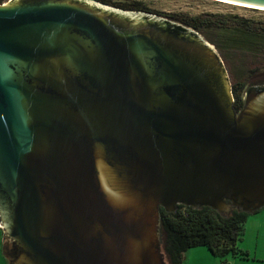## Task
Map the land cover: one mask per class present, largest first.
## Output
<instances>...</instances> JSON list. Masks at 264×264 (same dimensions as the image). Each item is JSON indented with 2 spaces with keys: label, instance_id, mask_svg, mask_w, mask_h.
I'll use <instances>...</instances> for the list:
<instances>
[{
  "label": "water",
  "instance_id": "obj_1",
  "mask_svg": "<svg viewBox=\"0 0 264 264\" xmlns=\"http://www.w3.org/2000/svg\"><path fill=\"white\" fill-rule=\"evenodd\" d=\"M227 1L264 11V0ZM248 105L237 116L224 62L177 23L95 0H8L2 254L9 264H168L159 205L252 214L264 206V88Z\"/></svg>",
  "mask_w": 264,
  "mask_h": 264
},
{
  "label": "trees",
  "instance_id": "obj_2",
  "mask_svg": "<svg viewBox=\"0 0 264 264\" xmlns=\"http://www.w3.org/2000/svg\"><path fill=\"white\" fill-rule=\"evenodd\" d=\"M4 1L0 0V3ZM97 1L124 11L148 12L138 3ZM183 24L201 33L212 32L211 43L227 65L239 109L246 84L257 75L264 74V21L239 16H200ZM161 213L162 253L168 264H182L184 254L197 247H206L221 260L220 264H229L226 259L229 256L248 259V253L238 248L245 233L247 213L233 210L222 216L208 207L194 209L185 206H179L174 213Z\"/></svg>",
  "mask_w": 264,
  "mask_h": 264
},
{
  "label": "rangeland",
  "instance_id": "obj_3",
  "mask_svg": "<svg viewBox=\"0 0 264 264\" xmlns=\"http://www.w3.org/2000/svg\"><path fill=\"white\" fill-rule=\"evenodd\" d=\"M8 0L0 3L6 4ZM97 1V0H95ZM111 3L134 4L140 6L156 17L167 20L187 28L198 37L202 38L205 43L211 45L217 56L221 58L216 47L211 43L213 36L212 32H196L189 26L183 24L192 18L209 17V16H239L250 18L253 20L264 21V11H250L249 8H241L216 2L213 0H108ZM99 2V1H97ZM142 12V11H141ZM145 12V13H148ZM224 62V61H223ZM227 70V65L224 62ZM228 72V71H227ZM230 76V74H228ZM231 78V76H230ZM264 84V74H259L252 78L247 84V87L259 86ZM248 214V220L245 225V233L242 240L238 243V248L248 253V259L241 257H227L229 264H264V206ZM11 243V242H10ZM162 246V244H161ZM166 259V258H165ZM167 261V259H166ZM220 259L214 256L206 247H197L189 249L184 254L182 264H220ZM168 263V262H167Z\"/></svg>",
  "mask_w": 264,
  "mask_h": 264
},
{
  "label": "flooded vegetation",
  "instance_id": "obj_4",
  "mask_svg": "<svg viewBox=\"0 0 264 264\" xmlns=\"http://www.w3.org/2000/svg\"><path fill=\"white\" fill-rule=\"evenodd\" d=\"M194 30V29H193ZM196 31V30H195ZM198 32V31H196ZM220 54V53H219ZM212 69V72L215 73V68L214 67H211ZM227 71H228V68H227ZM211 73V75H213ZM228 74H229V71H228ZM230 77V76H229ZM77 84L79 86H82V87H86L88 88L89 90H94V85L92 84V82H90V80L87 78V76L85 74H79L78 76L75 77L74 79ZM231 80V78H230ZM249 83V82H248ZM247 83V84H248ZM247 84L243 90V92L241 93V98H242V106L238 109L237 106H236V102H235V96H234V88H233V83H232V80H231V92H232V109L233 111L237 114V116H240L244 111L245 109L249 106L248 104L249 103H253V101L256 99L257 96L260 95V93H262V90L264 88V85H259V86H251V87H247ZM167 92L170 94H174L175 92H177L178 90L176 89H173V88H169V89H166ZM107 160L110 164H113L116 160L114 157H112L111 155H108L107 156ZM225 203H228L230 204L229 201L225 200L224 201ZM179 206H183L182 204H176L174 207H175V210L173 209H170L167 211L166 207L163 206V205H159L158 209H159V217H160V227H161V242H160V247L162 249V224H161V218H162V211L165 212V213H174L178 210V207ZM192 208V206H191ZM172 211V212H171ZM13 250V244L11 242V244L8 246V256H11V252ZM163 254V253H162Z\"/></svg>",
  "mask_w": 264,
  "mask_h": 264
},
{
  "label": "bare ground",
  "instance_id": "obj_5",
  "mask_svg": "<svg viewBox=\"0 0 264 264\" xmlns=\"http://www.w3.org/2000/svg\"><path fill=\"white\" fill-rule=\"evenodd\" d=\"M213 1H219V2H223L224 4H229L231 6H236V7H241V8H253L255 6L252 5H247V4H242V3H237V2H232V1H227V0H213ZM258 8V7H256ZM261 10H264V8H260Z\"/></svg>",
  "mask_w": 264,
  "mask_h": 264
},
{
  "label": "crops",
  "instance_id": "obj_6",
  "mask_svg": "<svg viewBox=\"0 0 264 264\" xmlns=\"http://www.w3.org/2000/svg\"><path fill=\"white\" fill-rule=\"evenodd\" d=\"M0 238L6 239V237H5V235H4L3 231H2L1 226H0ZM2 246H3V244H0V264H9L8 260L4 257V255L1 252Z\"/></svg>",
  "mask_w": 264,
  "mask_h": 264
}]
</instances>
